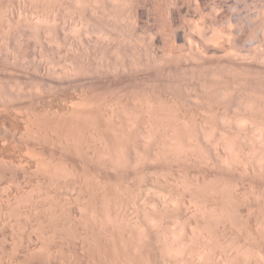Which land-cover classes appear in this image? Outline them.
<instances>
[{"label":"rangeland","instance_id":"374dc122","mask_svg":"<svg viewBox=\"0 0 264 264\" xmlns=\"http://www.w3.org/2000/svg\"><path fill=\"white\" fill-rule=\"evenodd\" d=\"M0 264H264V0H0Z\"/></svg>","mask_w":264,"mask_h":264},{"label":"bare ground","instance_id":"6f19581e","mask_svg":"<svg viewBox=\"0 0 264 264\" xmlns=\"http://www.w3.org/2000/svg\"><path fill=\"white\" fill-rule=\"evenodd\" d=\"M252 138V137H251Z\"/></svg>","mask_w":264,"mask_h":264}]
</instances>
